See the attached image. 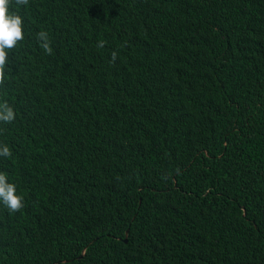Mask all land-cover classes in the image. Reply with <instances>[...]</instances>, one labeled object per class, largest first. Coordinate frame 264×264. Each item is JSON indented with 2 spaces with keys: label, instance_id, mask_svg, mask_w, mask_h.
<instances>
[{
  "label": "trees",
  "instance_id": "obj_1",
  "mask_svg": "<svg viewBox=\"0 0 264 264\" xmlns=\"http://www.w3.org/2000/svg\"><path fill=\"white\" fill-rule=\"evenodd\" d=\"M9 11L0 264H264V0Z\"/></svg>",
  "mask_w": 264,
  "mask_h": 264
},
{
  "label": "clouds",
  "instance_id": "obj_2",
  "mask_svg": "<svg viewBox=\"0 0 264 264\" xmlns=\"http://www.w3.org/2000/svg\"><path fill=\"white\" fill-rule=\"evenodd\" d=\"M11 0H0V85L5 82V69L8 65V52L16 47L18 42L24 39L23 19L15 13L9 11ZM20 6L29 4V0H15ZM40 47L45 54L51 55L53 49L49 35L46 31L36 34ZM97 47L103 48L104 41H99ZM115 53H113V60ZM15 120V111L7 101L0 102V123L9 124ZM0 156L11 157L12 152L7 145L0 146ZM0 203L10 212L14 213L23 208V198L16 194V186L9 183L5 173L0 172ZM85 251V249H84Z\"/></svg>",
  "mask_w": 264,
  "mask_h": 264
},
{
  "label": "water",
  "instance_id": "obj_3",
  "mask_svg": "<svg viewBox=\"0 0 264 264\" xmlns=\"http://www.w3.org/2000/svg\"><path fill=\"white\" fill-rule=\"evenodd\" d=\"M126 233H127V230L125 231V235H126ZM124 241H126V237L124 238ZM81 253H82V254L84 253V249H83V251H82ZM82 254H81V255H82ZM81 255H80V256H81Z\"/></svg>",
  "mask_w": 264,
  "mask_h": 264
}]
</instances>
